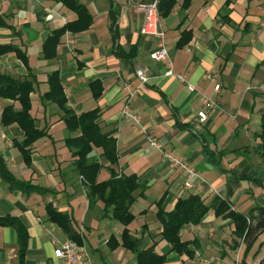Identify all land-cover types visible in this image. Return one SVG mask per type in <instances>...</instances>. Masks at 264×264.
Here are the masks:
<instances>
[{"label":"crops","instance_id":"0c3cea01","mask_svg":"<svg viewBox=\"0 0 264 264\" xmlns=\"http://www.w3.org/2000/svg\"><path fill=\"white\" fill-rule=\"evenodd\" d=\"M76 1L91 17L90 25L78 33H65L55 56L46 60L45 40L77 21L78 14L61 0H0V45H15L26 55V63L14 53L0 56V74L35 78L30 115L37 128L45 130L31 148L28 166L15 146L23 140V131L16 124L0 125L6 136V140L0 137V152L7 169L30 186L8 190L0 179V218L16 219L27 235L21 257L15 229L0 226V264L56 263L54 249L71 240L49 219L47 205L65 214L69 228L79 237L82 234L80 245L93 264H136L135 252L122 241L124 227L103 217L102 202L89 204L74 171L75 149L66 140L79 133H70L59 108L43 98L49 90L48 75L55 71L67 107L75 115L98 110V128L116 140L117 165L110 166L100 149L89 154L101 166L97 182L110 179V169L137 179L130 207L133 220L127 230L138 239L139 251L152 249L163 256V264H230L232 254L233 264H249L241 254L244 243L240 240L234 248L231 220L216 217L213 209L200 224L180 231L181 240L191 245V257L175 253L162 239L157 212H170L178 199L191 195L206 204L217 198L243 215L264 207V0H190L186 9L184 0H175L171 12L160 16L168 60L159 62L149 57L156 41L140 34L143 13L136 9L153 0ZM47 14L51 20L45 19ZM68 39L74 40L73 46ZM139 67L150 77L144 85L134 74ZM168 69L184 75L195 91L164 77ZM128 93H135L129 108L140 120L139 130L121 117ZM203 97L217 108L207 110L201 123L196 115L203 109ZM7 105L19 109L17 103L0 99V117ZM147 136L162 141L196 173L190 188L184 187L181 171L171 169L149 147ZM263 258L261 251L251 264Z\"/></svg>","mask_w":264,"mask_h":264},{"label":"trees","instance_id":"16d2710c","mask_svg":"<svg viewBox=\"0 0 264 264\" xmlns=\"http://www.w3.org/2000/svg\"><path fill=\"white\" fill-rule=\"evenodd\" d=\"M68 8L78 14V20L65 24L58 30H55L42 45V54L46 60L55 56L56 46L60 38L65 33H78L88 28L91 23V17L86 9L76 0H61ZM190 0H184L182 7L184 9L189 5ZM175 0H159L158 10L161 17L167 16ZM3 25L0 20V26ZM8 53H14L22 62L26 63V55L15 45H0V56ZM47 83L49 90L43 95L47 101L55 104L62 112V120L70 133L78 132L76 138L66 140L69 147L75 149L73 153V167L77 175L82 178L85 188V195L90 205L94 202H102V215L109 217L124 227L122 232V241L125 247H129L135 252L136 264H163V256L156 255L152 249L139 251L136 248L138 239L129 235L127 226L132 222L133 216L130 213V207L135 201L134 192L138 188L137 179L134 175L118 176L113 169H110L111 177L107 181L97 182V176L101 166L96 160L89 158L93 148L100 149L101 156L110 166L117 165L116 140L112 135L102 134L96 124L99 116L98 110L75 115L67 107V99L63 93V88L59 80L58 72H52L48 75ZM36 80L33 76L29 78H14L7 74H0V99L10 100L19 105L15 110L13 105H7L3 108L0 125L6 127L16 124L24 133L21 142L15 143L19 149L23 161L30 165L31 148L33 144L45 135V130L38 129L34 118L30 115L31 100L30 94L33 92ZM264 131V124L261 125ZM264 143V138H263ZM0 179L8 187V190H24L30 186L24 182L17 181L8 171L5 160L0 152ZM49 219L56 223L65 231L69 239L76 244H81V238L78 233L69 228L70 220L61 212L46 206ZM213 209L216 217L230 219L233 226V236L237 240H242L245 245V253L256 242L259 235L264 232V207H254L246 215L235 212L230 205L217 198L213 199L211 204H206L198 196L191 195L183 199H178L174 208L167 213L157 212V217L162 226V239L166 241L171 250L179 255H193L189 242H183L180 238V231L188 225H198L207 212ZM0 226H11L15 229L19 242V255L24 256L27 235L25 229L19 222L6 216L0 218ZM238 242H234V248H237ZM244 260V257H243ZM260 264H264V258Z\"/></svg>","mask_w":264,"mask_h":264},{"label":"built area","instance_id":"2783aa9c","mask_svg":"<svg viewBox=\"0 0 264 264\" xmlns=\"http://www.w3.org/2000/svg\"><path fill=\"white\" fill-rule=\"evenodd\" d=\"M158 2L159 0H153L147 3H139L136 9L143 13V23L140 28V34L151 37L156 41V49L149 54V57L151 60L159 62L168 60V51L165 47V32L160 24ZM45 19L51 20L52 15L47 14ZM67 44L73 46L74 40L68 39ZM134 74L141 85L148 83L150 80V77L144 67L137 68ZM164 77L174 78L179 82H184L186 83L187 90L189 92L195 91V87L186 82L184 75L174 74L171 69H168L164 73ZM214 89L215 91H218L219 87L215 85ZM134 95L135 93H128L125 105L121 112V117L129 120L132 123L134 130H139L141 129L140 120L137 116L131 113L129 108V104ZM202 103L203 109L196 115L198 121L201 123L205 122L207 119V110L217 108L216 103L209 98L203 97ZM0 137L3 140H6V136L3 133H0ZM146 139L149 147L159 152L163 160L168 163L171 169L181 171L182 175L185 177V181L183 183L184 187L190 188L192 180L197 178L196 173L191 168H189L185 161L176 153L165 149L162 141L150 136H147ZM80 238H82V234H80ZM53 257L56 260L55 264H93L86 248L69 240L61 243L57 248L54 249ZM205 264H208V261H205Z\"/></svg>","mask_w":264,"mask_h":264},{"label":"rangeland","instance_id":"374dc122","mask_svg":"<svg viewBox=\"0 0 264 264\" xmlns=\"http://www.w3.org/2000/svg\"><path fill=\"white\" fill-rule=\"evenodd\" d=\"M77 222H78V224H80V227H81L82 221L81 220L80 221L78 220ZM236 241L238 242L240 240H237L236 239ZM262 241H264V232L259 235V237L256 240V242L252 245V247L246 253H245V250H244L246 247L242 250V253L241 254H242V257H244V260H245L244 262L251 264L253 262V259L255 257H257L260 254L261 251L264 254V242H262ZM233 245H234V243H233ZM237 248H235V249H237ZM239 255H240V251H239ZM235 256L236 255H234V254L229 255V257L232 259V262L230 264H233V262L235 261V259H236Z\"/></svg>","mask_w":264,"mask_h":264}]
</instances>
